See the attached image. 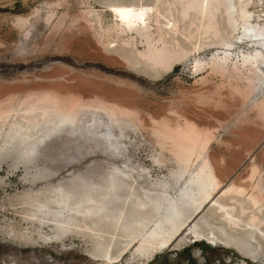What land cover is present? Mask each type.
<instances>
[{
	"label": "rangeland",
	"instance_id": "1",
	"mask_svg": "<svg viewBox=\"0 0 264 264\" xmlns=\"http://www.w3.org/2000/svg\"><path fill=\"white\" fill-rule=\"evenodd\" d=\"M132 3L143 26L113 12ZM252 190L264 0H0V264H264ZM198 209L205 235L157 249Z\"/></svg>",
	"mask_w": 264,
	"mask_h": 264
},
{
	"label": "bare ground",
	"instance_id": "2",
	"mask_svg": "<svg viewBox=\"0 0 264 264\" xmlns=\"http://www.w3.org/2000/svg\"><path fill=\"white\" fill-rule=\"evenodd\" d=\"M131 4V3H130ZM133 4V3H132ZM142 4V3H141ZM136 5V4H135ZM113 9H131L132 11L130 12V13H125L124 14V19H122L121 18V16L119 15V14H117V13H115L114 11V13H115V16L117 17V19L119 20V22L123 25V26H125V27H127V28H130V27H132V26H134V25H141V26H143L144 24H146V18H147V16H148V13L150 12V10H151V7L150 6H146V5H140V6H134V4L133 5H125V4H116V5H113ZM255 34V35H254ZM256 36V33H253L252 34V37H255ZM221 68V67H220ZM49 93H47V95H48ZM52 95V93L50 94V96ZM54 95H56V94H54ZM53 95V96H54ZM43 96H45L44 94H43ZM52 96V97H53ZM42 97V96H41ZM47 97V96H46ZM45 97V98H46ZM48 97H49V95H48ZM56 97V96H55ZM54 97V98H55ZM54 98L53 99H51V100H54ZM37 99H38V97H37ZM40 99H42V98H40ZM40 99H38V100H36V101H40ZM48 99V98H47ZM46 99V100H47ZM56 99H58V100H60L61 98H58V96H57V98ZM28 100H30L31 102H33L31 99H27V101ZM50 100V101H51ZM30 101H28V102H30ZM27 102V103H28ZM43 102H44V99H43ZM55 102V101H54ZM57 102V101H56ZM58 102H60V101H58ZM53 103V102H52ZM53 104H55V103H53ZM32 105H34V104H32ZM58 105H59V103H58ZM114 112H116V113H121V114H125V115H130L131 114V112L133 113L134 111H129L128 109H126V108H122V107H117V106H111L110 107ZM120 114V115H121ZM134 114V113H133ZM132 115V114H131ZM186 132V131H185ZM184 132V133H185ZM192 132H193V130H192ZM194 132H196V130H194ZM171 134V133H170ZM180 134V133H179ZM183 134V133H182ZM196 134V133H195ZM191 135V134H190ZM198 135H199V133H198ZM89 137H91V135H88ZM93 136V135H92ZM168 137V136H167ZM184 137V136H183ZM201 138H202V135L200 136ZM205 137V136H204ZM166 138V137H165ZM170 138V137H169ZM201 138H200V141H201ZM193 140V139H192ZM203 140V139H202ZM205 140H207V139H205ZM209 140H211V138L209 139ZM252 141V140H251ZM202 143V142H201ZM183 144V143H182ZM185 145H187V144H185ZM192 145V144H191ZM182 146V145H181ZM188 146H189V144H188ZM192 146H194V145H192ZM202 147H203V145H201ZM185 147V146H184ZM196 147V146H195ZM190 148V147H189ZM192 148V147H191ZM181 149V148H180ZM184 149V148H183ZM182 149V150H183ZM198 149V148H197ZM181 150V151H182ZM186 150V149H185ZM199 151V150H198ZM179 152V151H178ZM184 152V151H183ZM186 152H188L187 150H186ZM192 152V151H191ZM190 152V153H191ZM189 153V154H190ZM184 154V153H183ZM188 154V153H187ZM188 154V155H189ZM192 154V153H191ZM193 154H195V153H193ZM192 154V155H193ZM197 154V153H196ZM211 154V153H210ZM206 155H207V153H206ZM179 156V155H178ZM183 156V155H182ZM181 156V157H182ZM197 156V155H196ZM180 157V158H181ZM186 157V156H185ZM184 157V158H185ZM195 157V156H194ZM206 157V156H205ZM188 158H190V157H187V159ZM197 158V157H196ZM71 160V159H70ZM186 160V159H185ZM208 160H209V162H210V164H209V166H211L212 168H211V172H210V176H211V178H209V179H211V187H210V189L207 191V196H205V197H207V199H208V197H210L218 188H220V186L224 183V181H225V178L226 177H224L223 176V170H222V173H221V167H219L218 166V164H217V162L211 157V156H209V158H208ZM208 162V161H207ZM200 163V162H199ZM229 163V162H228ZM187 164V163H186ZM200 166V165H199ZM230 167V166H229ZM221 168V169H220ZM210 169V168H209ZM226 169H229V168H227L226 167ZM206 171V170H205ZM229 171V170H228ZM207 173V172H206ZM205 173V174H206ZM230 173V172H229ZM228 173V174H229ZM225 174H226V172H225ZM209 175V174H208ZM207 176V175H206ZM226 176H227V174H226ZM208 180V179H207ZM208 182H209V180H208ZM233 185V184H232ZM164 186V187H163ZM181 186V185H180ZM234 186H236V184L234 185ZM162 187L163 188H165L166 190H167V188H168V185L166 184V183H164V185H162ZM165 189H163V190H165ZM232 190V189H231ZM185 191V193H187L186 192V190H184ZM253 191V190H252ZM162 192V191H161ZM238 192L239 193H243L244 191H243V189H239L238 190ZM198 194V193H197ZM250 196H251V198L253 199V201L255 202V203H260L261 201H263L264 200V194H262V193H260V192H252L251 194H250ZM193 200V199H192ZM195 201V200H194ZM206 201V200H205ZM193 204H195V203H193ZM196 204H197V202H196ZM199 204V203H198ZM197 204V205H198ZM183 206V205H182ZM196 206V205H195ZM194 206V207H195ZM203 206V205H202ZM200 207V206H199ZM198 207V208H199ZM178 210V209H177ZM191 210V209H190ZM199 210L200 209H198V210H196V212H194V214H192L190 217H189V219L186 221V222H184V223H181L180 225H174V227H172L171 229H169V232H168V234L167 235H165L162 239H161V241L159 242V246L157 247V249H163V248H166L167 247V245L169 244L170 245V242L174 239V237L176 236V234H178L179 232H181L183 229L184 230H189L190 231V233L192 234V236H191V239L192 238H198V237H201V236H203V235H205L204 233H202V232H198V231H194V230H192V224H191V221H192V219H194L195 217H196V215H197V213L199 212ZM180 214V216H181V213H179ZM178 214V215H179ZM229 214V213H228ZM231 216V215H230ZM229 216V217H230ZM188 226H189V228H188ZM207 237V239H209L210 241H212V242H215L216 241V237L214 236V234H208V236H206ZM205 237V238H206ZM204 238V237H203ZM217 242V241H216ZM168 245V246H169ZM156 249V250H157ZM104 257L105 258H108V255L107 254H104Z\"/></svg>",
	"mask_w": 264,
	"mask_h": 264
},
{
	"label": "water",
	"instance_id": "3",
	"mask_svg": "<svg viewBox=\"0 0 264 264\" xmlns=\"http://www.w3.org/2000/svg\"><path fill=\"white\" fill-rule=\"evenodd\" d=\"M251 33L253 34V32H251ZM256 36H259V34L256 33ZM74 176L76 178H78L79 180H87V177L84 174H82V173L81 174L74 173ZM67 198H68V196L66 194L65 197H64V199H63V201L61 202V200H59L58 203H66L67 202Z\"/></svg>",
	"mask_w": 264,
	"mask_h": 264
},
{
	"label": "snow or ice",
	"instance_id": "4",
	"mask_svg": "<svg viewBox=\"0 0 264 264\" xmlns=\"http://www.w3.org/2000/svg\"><path fill=\"white\" fill-rule=\"evenodd\" d=\"M113 11L121 16L122 19H124L125 13H130L131 9H113Z\"/></svg>",
	"mask_w": 264,
	"mask_h": 264
}]
</instances>
